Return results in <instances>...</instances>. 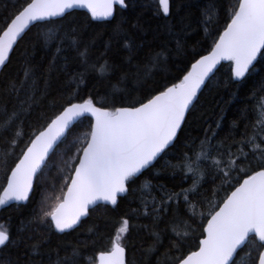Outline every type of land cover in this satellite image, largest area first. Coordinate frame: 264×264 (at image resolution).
<instances>
[{"label": "snow or ice", "instance_id": "obj_1", "mask_svg": "<svg viewBox=\"0 0 264 264\" xmlns=\"http://www.w3.org/2000/svg\"><path fill=\"white\" fill-rule=\"evenodd\" d=\"M137 7V0H15L0 9V209L14 206L19 214L15 228L0 224V264H128L135 208L118 221L110 247L91 256L86 250L99 239L98 226L86 241L67 237L93 212L118 210L137 191L143 215L154 222L146 252L156 264H264V0H149L130 18ZM77 10H84L83 20ZM97 27L109 34L102 56L117 46L99 71H119L136 87L81 99L85 72L69 69L68 53L97 69L88 62L97 36L86 40ZM33 29L31 49L20 51L22 72L9 76L13 55ZM201 31L190 46L189 37ZM38 48L52 53L42 72L34 63ZM180 60L181 75L170 79ZM222 71L223 87L237 90L231 99L247 89L249 103L256 101L255 123L241 110L221 137L219 108L201 136L182 142ZM178 145L175 162L167 159ZM53 168L60 173L58 194L31 208ZM154 170L157 177L170 170L179 185L139 184ZM169 215L165 245L157 226Z\"/></svg>", "mask_w": 264, "mask_h": 264}, {"label": "trees", "instance_id": "obj_2", "mask_svg": "<svg viewBox=\"0 0 264 264\" xmlns=\"http://www.w3.org/2000/svg\"><path fill=\"white\" fill-rule=\"evenodd\" d=\"M15 0H0V9H3L5 5L11 6ZM149 0H137L138 7L135 12L129 13L130 18L134 17L137 13L143 10L144 5L148 3ZM234 2V0H231ZM194 16H198V10H193ZM83 11H77L78 19L83 20L84 16L81 15ZM152 13L149 11H144V18L147 19L151 17ZM96 23V22H94ZM156 21H153V25H155ZM35 29L28 36L24 38V41L20 43L19 48L17 49L16 54L12 57V62L9 66L8 75L16 76L21 73L24 67L23 57L20 55V51L24 49H31V42L35 38ZM103 33V35H99ZM108 33L104 31L103 28H95L88 29L86 33V40L91 39L93 36H97L96 44L94 47L90 48L88 53V62L90 64H97V69H92L87 65H80L78 59H74L76 57L75 52H69V69L75 70L79 69L80 71L85 72V83L81 85L80 98L86 99L88 96L96 97L97 99L116 94L123 95L124 91L131 90L136 87L135 83L129 79L126 81H121L119 79V71L111 72L99 71V65L103 63L104 59H107L109 64L112 63V60L115 58L113 53L116 51V45L113 44V52L108 53L107 57L102 56V52L104 49L105 41L108 40ZM203 37V32L193 33L191 37H189V45H195L198 39ZM134 42L139 44L141 41L139 36H135ZM146 39H151V35ZM198 51H201L199 47H197ZM54 52V49L52 50ZM148 53V46L145 45L141 52V56L146 55ZM51 52L46 53L42 48H38L36 50L34 63L40 65L38 71L42 72L48 64L49 56ZM122 56H126V52H121ZM62 65V61L60 62ZM186 61L180 60L175 62V66H173L172 71L170 73V79L175 78L181 75L180 72L176 71V67L183 68ZM126 68L127 65H124ZM55 75V74H54ZM61 81L64 79L63 73L60 74ZM160 78L157 77V80ZM3 80V77L0 76V81ZM226 80V75L222 71L221 74L218 75L216 84L218 87H214L210 91H205L200 99V104L193 115L192 120L189 123V126L184 132V136L181 138L182 142L184 137L188 139H193L202 135V130L207 126V123H211L217 120L220 115L219 108L224 109V132H221V137H224L229 126L232 121L239 115L241 110L247 109V115L250 123H255L258 113V106H256V101L252 100L249 103L248 90L242 89L237 92L238 99H231V93L236 92L235 88H224L223 81ZM54 83L56 81L54 80ZM117 89L121 91H117ZM255 106V110H254ZM86 127V124H85ZM84 129H78L77 134ZM242 132L243 129H240ZM235 134V133H234ZM181 146L178 145L176 149H173L169 152L167 159L175 162L176 158L179 156L181 151ZM163 163V162H161ZM160 169V165H157V170ZM170 172V170H169ZM169 172H165L162 176L157 177L155 175V170L151 173H147L139 182V184L143 183V180L148 179L151 180L152 184H166L170 189L174 185H179V178H173ZM51 179L49 182L44 185L42 188L37 189L33 194V201L30 205L31 208H35L38 206L39 202L45 197H54L58 194V178L60 173L56 168H53L51 173L49 174ZM53 183L56 185V190H53ZM138 184V189H139ZM185 186H188V182L185 183ZM178 190V189H177ZM148 190H144L143 199L149 201V205L151 203L150 197L147 195ZM152 195H156L155 192ZM141 193L137 191L136 197H129L127 200L122 201L120 208L118 210H111L108 212L97 211L93 212V214L85 219V222L79 228L77 233H74L72 236L67 237L69 240L79 239L80 241H86L89 239L90 232L89 229L93 227V225L98 226L99 228V239L96 240V243L93 247L87 249V253L91 256L93 253L98 252L99 250H105L110 247L109 238L115 234L116 229L119 227L118 221L124 215L125 212H130L131 209H137V212L131 214L130 223L133 225V229L130 233L131 240L128 244L127 251V262L128 264H156V257L153 254L151 257L147 254L146 250L149 248L151 244V237L149 235V229L153 227V220L151 216L143 215V205L140 203ZM18 213L14 210V206H9L5 209H0V224H8L15 228L16 223L18 222ZM172 216L169 215L165 218L164 222L159 223L157 226V230L161 231L164 239L165 245L168 242V237L172 235L171 232V224ZM147 225L148 227H145ZM90 242V241H89ZM14 255V254H13ZM7 258V254L5 256Z\"/></svg>", "mask_w": 264, "mask_h": 264}, {"label": "water", "instance_id": "obj_3", "mask_svg": "<svg viewBox=\"0 0 264 264\" xmlns=\"http://www.w3.org/2000/svg\"><path fill=\"white\" fill-rule=\"evenodd\" d=\"M77 11H84V10H77ZM126 261H127V255H126Z\"/></svg>", "mask_w": 264, "mask_h": 264}]
</instances>
